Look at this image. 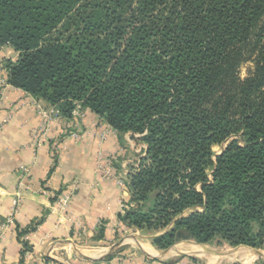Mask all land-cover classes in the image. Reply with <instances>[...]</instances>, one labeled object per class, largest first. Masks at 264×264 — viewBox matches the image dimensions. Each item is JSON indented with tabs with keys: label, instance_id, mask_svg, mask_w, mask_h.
Listing matches in <instances>:
<instances>
[{
	"label": "trees",
	"instance_id": "16d2710c",
	"mask_svg": "<svg viewBox=\"0 0 264 264\" xmlns=\"http://www.w3.org/2000/svg\"><path fill=\"white\" fill-rule=\"evenodd\" d=\"M2 47L10 86L139 136L126 228L264 250V0H0Z\"/></svg>",
	"mask_w": 264,
	"mask_h": 264
},
{
	"label": "crops",
	"instance_id": "0c3cea01",
	"mask_svg": "<svg viewBox=\"0 0 264 264\" xmlns=\"http://www.w3.org/2000/svg\"><path fill=\"white\" fill-rule=\"evenodd\" d=\"M0 58L15 62L18 54L2 47ZM78 127L82 137L69 139L64 120H52L42 132L43 143L33 144L32 136L42 129L32 101L20 90L0 86V226L16 193L21 196L10 229L0 237V264H253L264 259L260 249L215 248L193 241L157 250L152 239L160 233L126 228L118 219L130 199L128 187L120 190L112 178H101L95 170L101 152L106 158L119 157L114 173H129L145 145L138 143L137 152L136 135L107 130L91 111L82 112ZM105 130L106 141L100 143ZM22 167L26 176L20 173ZM72 183L76 190L66 221L51 207L55 195ZM192 244L199 250L190 251Z\"/></svg>",
	"mask_w": 264,
	"mask_h": 264
},
{
	"label": "built area",
	"instance_id": "2783aa9c",
	"mask_svg": "<svg viewBox=\"0 0 264 264\" xmlns=\"http://www.w3.org/2000/svg\"><path fill=\"white\" fill-rule=\"evenodd\" d=\"M5 60L0 58V86L1 87H10L14 90L16 89L12 86H10L7 82V77L4 78L2 75L3 73H6V70L4 68ZM21 91V90H20ZM23 92V91H22ZM27 98H30L32 101V104L34 106L35 111L37 112V115L39 116L41 120V133H36L32 136L33 144L36 143L37 146H39L44 141V133L46 131L47 125L52 120H64V123L66 125V131L64 132L65 137L73 140L80 139L82 137L80 129L78 127V122L80 117H82V112L79 108H77L73 114L70 120H66L62 118L59 114V112L54 107H44L40 101H37L35 98H33L30 94L24 92ZM89 111V110H84ZM107 130L114 131L110 126L107 125ZM107 130L103 131L99 136L100 143L106 141L108 132ZM55 149H58V145ZM108 159V160H107ZM113 159V156H110L108 158L104 157L102 153H98L97 160H96V172L100 175L101 178H112L117 187L120 188V190L125 191L128 187V181H129V174L128 172L124 171L121 173H114L112 171V168L109 165L110 161ZM113 161V160H112ZM109 162V163H108ZM20 173L27 175L28 171L27 168L22 167L20 169ZM21 185V184H19ZM76 190L75 183H72L67 189L62 190L58 192L55 197L54 201L52 203L51 210L53 213H56L60 216V219L68 221L70 217L68 216V210L71 202V198L73 196L74 191ZM21 203V196L19 192L16 193L15 198L12 202V207L10 210V214L6 218L5 222L0 226V237L3 236V234L10 229L14 215L16 214L18 207ZM124 206L122 205V209ZM148 264H155V263H148ZM162 264V263H159ZM181 264V263H177Z\"/></svg>",
	"mask_w": 264,
	"mask_h": 264
},
{
	"label": "rangeland",
	"instance_id": "374dc122",
	"mask_svg": "<svg viewBox=\"0 0 264 264\" xmlns=\"http://www.w3.org/2000/svg\"><path fill=\"white\" fill-rule=\"evenodd\" d=\"M251 65L250 64H246L242 69H241V71H240V76H241V78H244L245 76H246V71H247V69L250 67ZM136 137L138 138L139 136L138 135H136ZM135 139L134 138V142H135V144H136V149H138V151L137 152H140V145L138 144V143H140V144H142L138 139ZM228 142L229 141H226L225 143H223V145L221 146V147H215L213 150L215 151V152H217V153H219L222 149H224L225 148V146L228 144ZM110 156H113V161L111 160L110 161V163H109V165H111L110 167L112 168L113 166H114V161H116L117 160V158H119L116 154H113V155H110ZM109 156V157H110ZM108 160V159H107ZM137 165V164H136ZM127 169V168H126ZM128 170H129V173H131L130 172V170H132V168L131 167H129L128 168ZM128 173V174H129ZM188 241H190V240H188ZM194 245V244H193ZM208 246H212V247H215V248H221V247H219V246H216V245H208ZM264 251V250H263ZM261 261H264V259H259V260H257V261H255L253 264H259V262H261ZM235 264H245V263H243V262H236Z\"/></svg>",
	"mask_w": 264,
	"mask_h": 264
},
{
	"label": "bare ground",
	"instance_id": "6f19581e",
	"mask_svg": "<svg viewBox=\"0 0 264 264\" xmlns=\"http://www.w3.org/2000/svg\"><path fill=\"white\" fill-rule=\"evenodd\" d=\"M192 245H193V244H192ZM190 247H191V246H190ZM195 250L197 251V250H199V249H198V248H195V245H193L192 248H190V251H195ZM196 251H195V252H196ZM195 252H193V253H195ZM195 254H196V253H195Z\"/></svg>",
	"mask_w": 264,
	"mask_h": 264
},
{
	"label": "water",
	"instance_id": "95a60500",
	"mask_svg": "<svg viewBox=\"0 0 264 264\" xmlns=\"http://www.w3.org/2000/svg\"><path fill=\"white\" fill-rule=\"evenodd\" d=\"M220 154V153H219ZM88 259V258H87ZM88 260H91V259H88Z\"/></svg>",
	"mask_w": 264,
	"mask_h": 264
}]
</instances>
